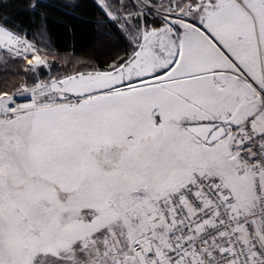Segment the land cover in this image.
<instances>
[{
	"label": "snow or ice",
	"instance_id": "snow-or-ice-1",
	"mask_svg": "<svg viewBox=\"0 0 264 264\" xmlns=\"http://www.w3.org/2000/svg\"><path fill=\"white\" fill-rule=\"evenodd\" d=\"M93 5L71 69L0 10V264H264V0Z\"/></svg>",
	"mask_w": 264,
	"mask_h": 264
},
{
	"label": "trees",
	"instance_id": "trees-1",
	"mask_svg": "<svg viewBox=\"0 0 264 264\" xmlns=\"http://www.w3.org/2000/svg\"><path fill=\"white\" fill-rule=\"evenodd\" d=\"M29 3H38L35 12L29 10ZM77 4L78 7H70ZM2 10L10 20L29 31L46 23L54 51L58 55H69L85 59L93 54L97 30L95 19L97 9L93 0H7ZM46 17V20H42ZM33 19L35 24L32 23ZM0 73V86H4ZM12 83L15 78L9 77ZM11 87V83L7 85Z\"/></svg>",
	"mask_w": 264,
	"mask_h": 264
},
{
	"label": "rangeland",
	"instance_id": "rangeland-1",
	"mask_svg": "<svg viewBox=\"0 0 264 264\" xmlns=\"http://www.w3.org/2000/svg\"><path fill=\"white\" fill-rule=\"evenodd\" d=\"M54 57L52 56V55H49L48 56V59L49 60H52ZM56 59H57V62L59 63V64H64L65 63V61H67L68 62V64H69V68L71 69V67L76 63V62H78L79 60H81V58H74V57H71V56H69V55H58V54H56V57H55ZM55 70V69H54ZM60 70H63V69H60Z\"/></svg>",
	"mask_w": 264,
	"mask_h": 264
}]
</instances>
